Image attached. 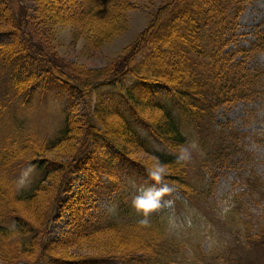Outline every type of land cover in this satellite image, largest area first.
I'll use <instances>...</instances> for the list:
<instances>
[{
  "label": "trees",
  "instance_id": "1",
  "mask_svg": "<svg viewBox=\"0 0 264 264\" xmlns=\"http://www.w3.org/2000/svg\"><path fill=\"white\" fill-rule=\"evenodd\" d=\"M63 1L62 5L60 4L62 7L77 6L79 10L69 17L77 18L79 23L96 17L113 22L125 8L132 6L133 2V0ZM249 1L251 0H164L157 7L148 31L143 33L136 47L124 58L129 66L116 73L112 72L101 77L85 76V79L78 78L69 66L65 67L63 59L40 55L39 51H43L41 47L37 49L30 45L27 36L32 29L26 28L24 23L27 20L26 15L25 18H19L16 26L9 27L8 22L0 25V34L7 38L0 41V66L9 72L11 77L7 96H0V121L7 120L8 123L10 114L13 115L10 112L11 108L18 111L25 108L27 101L25 96L28 98L31 88L37 84L43 90H47L46 88L53 83L64 87L70 84L78 96L88 97L86 103L92 107L91 111L83 112L91 123L87 122L86 127L83 125L82 131L75 132L77 128L72 124L79 114L73 117L72 108L76 103L74 97L71 98L65 109V119L61 129L47 142L39 145L31 134H23L15 130L16 134L10 135L6 123L0 124L1 180L2 177L5 180L15 177L26 163L32 164L36 172L32 177L31 185L16 193L8 191L6 185L0 182L1 262L4 264H100L106 260H117L118 256L113 255L117 253L112 254V252L107 255L68 257L61 249L62 246L74 241L77 243L80 240L94 239L105 231H111L121 237L122 228L126 230L127 224L118 221V218L99 219L101 220L99 221L91 217L89 225L83 228L85 230L83 232L80 227L74 226L75 216L80 220L84 217L81 200L84 201L88 191L98 188L95 193L102 192L108 195L115 193L121 197L124 180L118 176L116 167L118 159L129 161L136 169L145 172L144 174L148 176L150 169L155 170L158 164H163L168 174L162 183L176 192V200L189 201L196 198L195 195L199 194L197 188L183 178L184 166L181 157L155 149L142 136L141 131L133 126L128 114L140 116L139 120L144 122L141 128L154 141L170 149H177L187 142L180 121L177 120L180 116L185 122L187 119L197 131L200 143L211 145L210 155L214 163V157L218 162L226 157H232L234 154L232 148L235 146L228 143L226 137H211L214 132L212 122L216 110L222 105L264 96V68L251 66L248 63L250 55L257 53L263 47L264 32L256 31L258 39L252 48L232 47L237 44L238 19ZM40 2L41 0L38 1L39 4ZM8 4L4 3L0 9L8 8ZM128 76L133 79V90L124 88V92L119 96L120 103L127 108L128 113L126 115L117 111L123 123L122 132L116 134L115 126L107 127L103 124L102 127L99 123L102 117V103L104 104L105 101L101 89L104 85L117 86ZM157 84L163 89H153ZM137 87L148 95L150 101L147 103L148 107L157 110L160 114L155 116L152 114L153 117L150 116L149 119L140 114L137 104L142 103V100L132 93ZM93 91L98 93V97L91 100ZM69 132H73L74 135L76 133V138L70 144V148L63 147L64 152L69 156L66 162L62 159L58 161L54 158L36 156L41 152L39 150L55 149L64 140H68ZM225 132L221 130L220 134L224 135ZM114 135H118L123 143H118ZM102 144L105 145V149L111 147L116 150V153L105 152L103 172L81 164V157H77L76 152L82 146L88 145V152L96 154L97 147ZM136 148L153 156V168L145 162L144 156L133 157L129 153L131 149ZM29 154H32V157L26 158ZM73 161L75 162L71 167ZM102 174L107 176V181L102 179ZM253 175L255 174L251 172V176ZM78 178H82L85 183L79 181L81 184L76 188L78 196L75 198L76 196L72 197L71 194ZM256 181L258 178L255 175L253 180L246 179L244 184L254 189ZM44 183L50 185L52 191L49 192ZM39 193H49V196L53 193V196L48 202L44 195ZM44 200L47 202L46 209L43 208L44 214H39L40 219L34 221L30 212L39 211ZM68 204V208L65 209ZM80 207L81 211L75 212ZM171 207L172 204H163L144 217L156 224L164 225L162 217ZM230 209L225 217L228 222L229 218L237 213L238 205L234 204ZM65 210L69 211L66 212L73 222L74 240L67 238L62 240L66 241L63 243L49 239L51 218L55 212L61 214L65 213ZM189 231L192 233V230L187 228L186 234L191 239L193 233L192 235L187 233ZM259 242L264 247V236ZM119 248L118 250L122 247ZM135 255L121 260L124 262L132 260L129 264H142L140 256L137 253Z\"/></svg>",
  "mask_w": 264,
  "mask_h": 264
},
{
  "label": "rangeland",
  "instance_id": "2",
  "mask_svg": "<svg viewBox=\"0 0 264 264\" xmlns=\"http://www.w3.org/2000/svg\"><path fill=\"white\" fill-rule=\"evenodd\" d=\"M3 1L5 0H0V3ZM38 1L8 0L9 4L4 2L5 5L8 4V8L0 9V25L8 22L9 27L16 26L19 18H25L26 15L27 20L24 21L26 28L32 29L27 36L30 45L37 49L41 47L43 51H39L40 55L63 59L65 67L69 66L78 78L85 79V76L101 77L112 72L116 73L129 66L124 58L136 47L143 33L148 31L157 7L164 0H133L132 6L125 8L113 22L96 17L81 23L77 18L69 17L79 10L77 6L62 7L63 0H41L40 4ZM257 30L264 32V0H251L246 4L238 19L237 44L232 47L252 48L258 39ZM5 39L7 38L0 34V41ZM248 63L251 66L264 68V43L261 50L250 55ZM4 69L0 66V96L5 97L8 94L11 77ZM132 83L133 79L128 76L117 86L104 85L101 89L105 101L104 104L102 103V112H104L103 114L101 112V121L98 122L102 127L103 124L107 127L115 126L116 134L122 132L123 123L118 112L126 115L128 113L127 108L120 103L119 96L124 92V88L133 90ZM46 89L43 90L39 84L31 88L28 98L25 96L27 100L25 108L23 107L21 111L11 108L10 112L13 115L10 114L8 123L3 119L0 121V124L6 123L10 135L16 134L15 130H17L23 134H31L38 145L47 142L64 124L65 109L73 97L76 103L72 108L73 117L79 114L75 120L72 119V125L77 128L75 132L82 131L83 125L86 127L87 122L91 123L84 114L92 109L91 105L86 103L88 97L78 96L70 84L64 87L53 83ZM153 89L162 90L163 87L157 84ZM132 93L142 100V103L139 101L137 105L138 111L144 118L149 119L152 114L154 116L160 114L157 110L148 107L149 97L140 88H135ZM91 95V100L98 97L95 91ZM128 117L133 126L141 131L142 136L155 149L181 157L184 166L183 178L189 180L199 194L189 201L184 199L178 201L175 198L176 192L167 185L169 191L160 198V206L172 204V207L162 217L164 225L156 224L144 217L143 210L137 208L134 201L143 190L149 188L158 190L162 186L161 183L153 181L129 161L118 159L116 163L118 176L124 180L121 197L115 193L112 195L95 193L98 188L88 191L84 201L81 200L84 217L80 220L75 216L74 226L80 227L83 232L85 231L83 228L89 225L91 217L96 220L118 218V221L127 224L126 230L122 228L121 237L111 231H105L94 239L80 240L77 243L74 241V244L62 246L61 251L68 257L117 253L113 254L118 256L117 260H106L100 264H129L132 260L124 262L121 259L130 258L136 253L140 256L142 264H264V247L259 242L264 236V96L222 105L216 110L212 122L214 132L211 137H226L227 142L235 148H232L234 153L232 157L221 159V162L214 157L215 163L211 160V145L200 143L197 131L187 119L185 122L184 118L180 116L177 118L187 142L177 149H170L154 141L141 128L144 122L139 120L140 116L128 114ZM221 130L226 131L224 135L220 134ZM114 137L118 143H123L118 135ZM68 138L55 149L39 150L41 152L36 156L54 158L58 161L62 159L66 162L69 156L64 152L63 147H71L70 144L75 141L76 133L74 135L73 132H69ZM85 146L76 152V156L81 157V164L89 165L97 171L103 172L105 152L116 153L111 147L105 149L104 144L97 147L96 154L88 152V145ZM130 151L133 157L144 156L150 168L154 164L153 156L146 154L142 149L136 148ZM32 154L26 158L32 157ZM251 172L258 178V181L254 182L256 185L254 189L244 184L246 179L251 181L255 177V175L251 176ZM35 173V167L26 163L15 177L7 180L2 177L3 180L0 178V182L6 185L8 191L16 193L31 185ZM102 175V179L107 181V176ZM81 179L78 178L77 184L73 185L72 197L77 198L76 188L84 182ZM45 185L49 192L52 191L50 185L44 183ZM39 194L44 195L48 202L53 196V193L50 196L49 193ZM46 204L44 200L39 211L30 212L34 221L40 219L41 213L44 214L43 208ZM234 204L238 205L237 213L230 217L228 222L225 217ZM68 206L69 204L65 209ZM66 211L69 212L65 210V213H54L49 224V239L74 240L73 222ZM80 211L81 207L75 212ZM30 214H27L28 217H31ZM187 228L192 230L193 235L190 231L187 232L192 235L191 239L186 234ZM118 247L122 248L118 250ZM0 264L4 263L0 261Z\"/></svg>",
  "mask_w": 264,
  "mask_h": 264
},
{
  "label": "clouds",
  "instance_id": "3",
  "mask_svg": "<svg viewBox=\"0 0 264 264\" xmlns=\"http://www.w3.org/2000/svg\"><path fill=\"white\" fill-rule=\"evenodd\" d=\"M167 174L166 166L163 164H158L155 170H149V176L151 179L156 183H161L162 186L158 190H153L151 188L143 190L135 199L134 203L136 207L143 210L145 216H147L150 211L160 206V198L166 191H169L167 185L162 184V181Z\"/></svg>",
  "mask_w": 264,
  "mask_h": 264
},
{
  "label": "bare ground",
  "instance_id": "4",
  "mask_svg": "<svg viewBox=\"0 0 264 264\" xmlns=\"http://www.w3.org/2000/svg\"><path fill=\"white\" fill-rule=\"evenodd\" d=\"M22 264V263H21Z\"/></svg>",
  "mask_w": 264,
  "mask_h": 264
}]
</instances>
